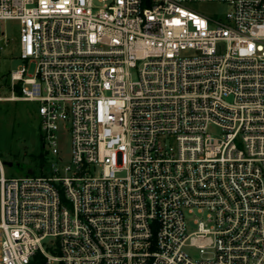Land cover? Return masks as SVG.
Masks as SVG:
<instances>
[{
    "label": "built area",
    "instance_id": "1",
    "mask_svg": "<svg viewBox=\"0 0 264 264\" xmlns=\"http://www.w3.org/2000/svg\"><path fill=\"white\" fill-rule=\"evenodd\" d=\"M6 20L50 157L0 160V264H264V0H0Z\"/></svg>",
    "mask_w": 264,
    "mask_h": 264
},
{
    "label": "rangeland",
    "instance_id": "2",
    "mask_svg": "<svg viewBox=\"0 0 264 264\" xmlns=\"http://www.w3.org/2000/svg\"><path fill=\"white\" fill-rule=\"evenodd\" d=\"M187 8L204 15L223 17L229 7L217 2H191ZM4 36L7 41L4 42ZM19 23L15 20L2 22L0 29V160L5 162L7 177L24 174L29 168L38 173L46 167L50 157L42 145L40 117L37 102L22 99H10L11 85L9 74L23 63L27 74H33L35 64L24 62L19 58L18 49ZM134 77L136 72L133 71ZM58 148L64 162L70 161L71 137L64 123L58 130ZM41 155V156H40ZM6 162H12L8 165ZM189 226L193 217L187 215ZM192 256H198L194 249H188Z\"/></svg>",
    "mask_w": 264,
    "mask_h": 264
},
{
    "label": "trees",
    "instance_id": "3",
    "mask_svg": "<svg viewBox=\"0 0 264 264\" xmlns=\"http://www.w3.org/2000/svg\"><path fill=\"white\" fill-rule=\"evenodd\" d=\"M15 91L17 93H20V85L19 84H17L15 86ZM30 264H46V258L40 252H37L34 255V257L32 258Z\"/></svg>",
    "mask_w": 264,
    "mask_h": 264
},
{
    "label": "water",
    "instance_id": "4",
    "mask_svg": "<svg viewBox=\"0 0 264 264\" xmlns=\"http://www.w3.org/2000/svg\"><path fill=\"white\" fill-rule=\"evenodd\" d=\"M3 164L5 163V162H2ZM8 165H12V162H6ZM31 172H33V170L31 169V168H29L28 169V173H31Z\"/></svg>",
    "mask_w": 264,
    "mask_h": 264
}]
</instances>
